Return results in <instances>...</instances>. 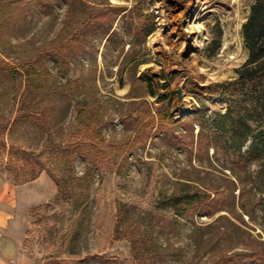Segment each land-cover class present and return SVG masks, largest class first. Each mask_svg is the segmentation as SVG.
<instances>
[{"label": "rangeland", "instance_id": "1", "mask_svg": "<svg viewBox=\"0 0 264 264\" xmlns=\"http://www.w3.org/2000/svg\"><path fill=\"white\" fill-rule=\"evenodd\" d=\"M253 2L0 0V173L61 186L25 264H264V144L239 152L217 92Z\"/></svg>", "mask_w": 264, "mask_h": 264}, {"label": "trees", "instance_id": "2", "mask_svg": "<svg viewBox=\"0 0 264 264\" xmlns=\"http://www.w3.org/2000/svg\"><path fill=\"white\" fill-rule=\"evenodd\" d=\"M245 45L249 49V56L245 63L238 69V77L231 81L219 84L222 94L228 101V108L223 114L225 119V133L235 134L245 128L246 133L238 145L241 152L244 144L251 138V142L243 156L256 149L257 143L264 144V0H254L247 20L242 25ZM221 127V126H220ZM32 177L22 180L29 181ZM56 180V179H55ZM57 181V180H56ZM59 189L61 188L58 183ZM202 201L198 191L172 195L163 201L164 207L175 209L180 216L193 207L197 201ZM133 242V239L129 237Z\"/></svg>", "mask_w": 264, "mask_h": 264}, {"label": "crops", "instance_id": "3", "mask_svg": "<svg viewBox=\"0 0 264 264\" xmlns=\"http://www.w3.org/2000/svg\"><path fill=\"white\" fill-rule=\"evenodd\" d=\"M58 190L49 173L19 184L0 173V264L29 262L26 241L32 207L52 200Z\"/></svg>", "mask_w": 264, "mask_h": 264}, {"label": "bare ground", "instance_id": "4", "mask_svg": "<svg viewBox=\"0 0 264 264\" xmlns=\"http://www.w3.org/2000/svg\"><path fill=\"white\" fill-rule=\"evenodd\" d=\"M233 39H236L234 37H232ZM235 44V41L232 42V43H227L225 46H224V55L228 56V59L233 62V63H237L238 62V59L240 57V48L238 47V45L234 46ZM231 52H233V55H229Z\"/></svg>", "mask_w": 264, "mask_h": 264}, {"label": "water", "instance_id": "5", "mask_svg": "<svg viewBox=\"0 0 264 264\" xmlns=\"http://www.w3.org/2000/svg\"><path fill=\"white\" fill-rule=\"evenodd\" d=\"M178 92H179V96L181 97V90L179 89V91H178Z\"/></svg>", "mask_w": 264, "mask_h": 264}]
</instances>
